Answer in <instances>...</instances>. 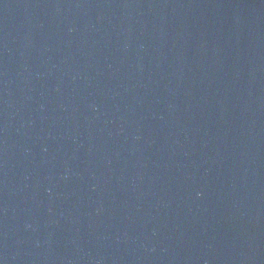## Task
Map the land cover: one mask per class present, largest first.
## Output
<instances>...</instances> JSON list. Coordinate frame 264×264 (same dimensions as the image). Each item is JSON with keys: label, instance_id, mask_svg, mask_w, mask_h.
<instances>
[{"label": "water", "instance_id": "obj_1", "mask_svg": "<svg viewBox=\"0 0 264 264\" xmlns=\"http://www.w3.org/2000/svg\"><path fill=\"white\" fill-rule=\"evenodd\" d=\"M0 264H264V0H0Z\"/></svg>", "mask_w": 264, "mask_h": 264}]
</instances>
